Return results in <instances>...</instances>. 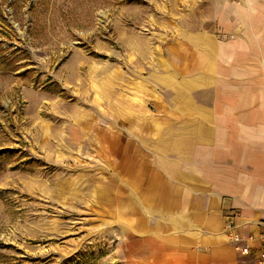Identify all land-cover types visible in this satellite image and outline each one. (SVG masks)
<instances>
[{
    "label": "rangeland",
    "instance_id": "obj_1",
    "mask_svg": "<svg viewBox=\"0 0 264 264\" xmlns=\"http://www.w3.org/2000/svg\"><path fill=\"white\" fill-rule=\"evenodd\" d=\"M173 2L0 0V264H150L125 259L121 106L146 107Z\"/></svg>",
    "mask_w": 264,
    "mask_h": 264
},
{
    "label": "crops",
    "instance_id": "obj_2",
    "mask_svg": "<svg viewBox=\"0 0 264 264\" xmlns=\"http://www.w3.org/2000/svg\"><path fill=\"white\" fill-rule=\"evenodd\" d=\"M175 2L192 11L166 30L159 55L150 48L146 107L126 93L121 106V230L131 255L125 259L258 264L264 0ZM121 78L132 76L121 67Z\"/></svg>",
    "mask_w": 264,
    "mask_h": 264
},
{
    "label": "built area",
    "instance_id": "obj_3",
    "mask_svg": "<svg viewBox=\"0 0 264 264\" xmlns=\"http://www.w3.org/2000/svg\"><path fill=\"white\" fill-rule=\"evenodd\" d=\"M262 225H263L262 226V231H261V233L258 236V240H259L260 246H261L258 264H264V221H263ZM242 252L244 254H247L249 252L248 248L242 249Z\"/></svg>",
    "mask_w": 264,
    "mask_h": 264
}]
</instances>
